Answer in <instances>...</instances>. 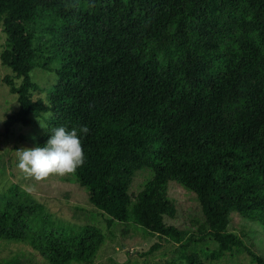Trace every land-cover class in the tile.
<instances>
[{"label": "trees", "instance_id": "16d2710c", "mask_svg": "<svg viewBox=\"0 0 264 264\" xmlns=\"http://www.w3.org/2000/svg\"><path fill=\"white\" fill-rule=\"evenodd\" d=\"M236 11L254 20V48L194 46L201 26ZM0 21L1 63L21 78L4 77L18 101L4 128L48 112L36 146L74 173L91 205L180 242L189 229L165 221L176 209L173 181L198 200L197 233L223 235L233 212L264 233V0H0ZM192 48L220 55L208 87L191 82ZM242 57L256 79L239 118L215 125ZM36 66L57 76L45 101L30 95ZM121 151L134 157L117 158ZM142 167L150 177L130 192ZM59 224L31 197L0 200V240L26 244L48 264L89 260L102 231Z\"/></svg>", "mask_w": 264, "mask_h": 264}, {"label": "rangeland", "instance_id": "374dc122", "mask_svg": "<svg viewBox=\"0 0 264 264\" xmlns=\"http://www.w3.org/2000/svg\"><path fill=\"white\" fill-rule=\"evenodd\" d=\"M243 13V12H242ZM237 11L225 16L220 23L210 28L200 27L202 45L217 52L218 48L233 47L240 43L243 49L254 48V20ZM256 18L263 19L254 14ZM218 31L219 33L215 32ZM219 38V40H218ZM6 35L0 21V53L5 47ZM41 44L39 41L36 45ZM220 55H207L195 48L189 51L193 85L210 82L220 73L215 69ZM249 59L241 58V70L235 87L228 96L215 125L227 126L239 118L243 111L246 94L255 81L249 71ZM56 66V62H51ZM10 75L16 85V78L8 66L0 60V200L12 201L31 197L43 204L51 218L62 226L79 228L94 225L103 234L87 261L72 264H190L192 258L201 264H264V233L255 223L231 213L227 231L199 234L197 230L203 221L201 208L193 192L171 181L167 194L175 204L173 215L165 216L168 224L189 229L180 242H174L158 233L146 231L135 222L112 220L107 214L90 204L86 191L76 182L74 173L60 166L54 159L44 156L37 148L39 134L43 132L48 112L29 115L30 123L23 126L13 124L8 131L4 128L6 117L18 110L17 96L9 91L4 77ZM31 79L39 87L31 90L33 99L46 100L48 89L57 82L54 71L38 66L30 72ZM104 98H102L103 100ZM101 101V100H100ZM117 158L134 157L129 152H118ZM150 168L135 171L130 182V192L140 190L150 177ZM242 230L244 233H242ZM195 231V232H194ZM237 235L241 242L229 241ZM0 264H48L28 245L0 240Z\"/></svg>", "mask_w": 264, "mask_h": 264}]
</instances>
